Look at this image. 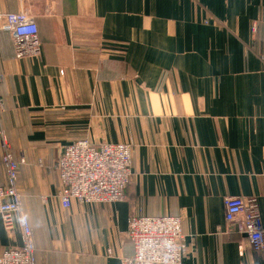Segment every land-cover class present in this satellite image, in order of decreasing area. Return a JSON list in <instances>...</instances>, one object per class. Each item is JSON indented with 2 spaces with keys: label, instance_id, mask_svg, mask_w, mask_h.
I'll return each instance as SVG.
<instances>
[{
  "label": "crops",
  "instance_id": "1",
  "mask_svg": "<svg viewBox=\"0 0 264 264\" xmlns=\"http://www.w3.org/2000/svg\"><path fill=\"white\" fill-rule=\"evenodd\" d=\"M22 10L42 51L17 59L0 32V98L36 264H122L132 216L180 217L181 264H264L225 219L255 198L264 225V0H0ZM80 140L133 144L125 201L62 207L55 166ZM21 244L0 217V255Z\"/></svg>",
  "mask_w": 264,
  "mask_h": 264
},
{
  "label": "built area",
  "instance_id": "2",
  "mask_svg": "<svg viewBox=\"0 0 264 264\" xmlns=\"http://www.w3.org/2000/svg\"><path fill=\"white\" fill-rule=\"evenodd\" d=\"M0 32L11 35L17 59L41 54V41L35 18L22 10L0 14ZM5 105L0 98V140L5 150L2 159L6 182L0 181V217L8 232H21L20 247L8 248L0 255V264H36L31 222L23 210L17 187L18 170L25 159L17 160L9 152L2 115ZM134 146L131 143H103L98 148L80 140L63 149L55 166L61 190L59 198L68 209L74 201L80 204L123 202L131 182ZM225 219L229 228L246 235L252 250L264 257V225L255 198L225 199ZM127 237L134 246V255L122 264H181L187 253L180 217H139L129 219Z\"/></svg>",
  "mask_w": 264,
  "mask_h": 264
}]
</instances>
